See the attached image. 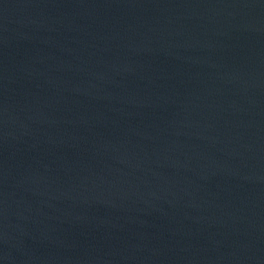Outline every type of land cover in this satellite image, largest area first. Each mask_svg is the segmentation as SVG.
I'll return each instance as SVG.
<instances>
[{"label":"water","instance_id":"1","mask_svg":"<svg viewBox=\"0 0 264 264\" xmlns=\"http://www.w3.org/2000/svg\"><path fill=\"white\" fill-rule=\"evenodd\" d=\"M0 264H264V0H0Z\"/></svg>","mask_w":264,"mask_h":264}]
</instances>
